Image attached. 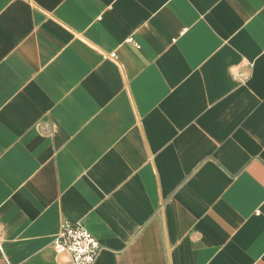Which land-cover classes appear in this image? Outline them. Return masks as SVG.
Masks as SVG:
<instances>
[{"label":"crops","instance_id":"0c3cea01","mask_svg":"<svg viewBox=\"0 0 264 264\" xmlns=\"http://www.w3.org/2000/svg\"><path fill=\"white\" fill-rule=\"evenodd\" d=\"M264 264V0H0V264Z\"/></svg>","mask_w":264,"mask_h":264},{"label":"built area","instance_id":"2783aa9c","mask_svg":"<svg viewBox=\"0 0 264 264\" xmlns=\"http://www.w3.org/2000/svg\"><path fill=\"white\" fill-rule=\"evenodd\" d=\"M53 249L57 255H67L71 264H94L101 250L95 236L79 224L61 225Z\"/></svg>","mask_w":264,"mask_h":264}]
</instances>
